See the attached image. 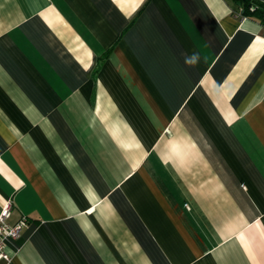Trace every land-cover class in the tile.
<instances>
[{
	"label": "crops",
	"instance_id": "obj_1",
	"mask_svg": "<svg viewBox=\"0 0 264 264\" xmlns=\"http://www.w3.org/2000/svg\"><path fill=\"white\" fill-rule=\"evenodd\" d=\"M7 203L26 222L0 264H264V23L232 0H0Z\"/></svg>",
	"mask_w": 264,
	"mask_h": 264
},
{
	"label": "built area",
	"instance_id": "obj_2",
	"mask_svg": "<svg viewBox=\"0 0 264 264\" xmlns=\"http://www.w3.org/2000/svg\"><path fill=\"white\" fill-rule=\"evenodd\" d=\"M10 204L7 203L0 210V262L8 261L9 256L5 252V242L15 240L19 237L21 229L26 222L25 217H21L14 224H9L7 218L9 216Z\"/></svg>",
	"mask_w": 264,
	"mask_h": 264
},
{
	"label": "trees",
	"instance_id": "obj_3",
	"mask_svg": "<svg viewBox=\"0 0 264 264\" xmlns=\"http://www.w3.org/2000/svg\"><path fill=\"white\" fill-rule=\"evenodd\" d=\"M241 7V14L244 16H253L264 23V2L258 0H232Z\"/></svg>",
	"mask_w": 264,
	"mask_h": 264
}]
</instances>
